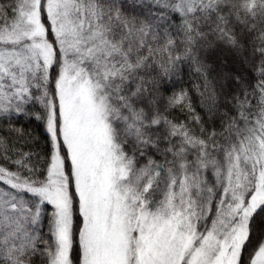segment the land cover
I'll return each instance as SVG.
<instances>
[{
    "label": "snow or ice",
    "instance_id": "snow-or-ice-1",
    "mask_svg": "<svg viewBox=\"0 0 264 264\" xmlns=\"http://www.w3.org/2000/svg\"><path fill=\"white\" fill-rule=\"evenodd\" d=\"M0 264H264V0H0Z\"/></svg>",
    "mask_w": 264,
    "mask_h": 264
},
{
    "label": "trees",
    "instance_id": "trees-1",
    "mask_svg": "<svg viewBox=\"0 0 264 264\" xmlns=\"http://www.w3.org/2000/svg\"><path fill=\"white\" fill-rule=\"evenodd\" d=\"M29 127H31L34 134V140L30 142L29 146L35 151L42 152L45 149V137L42 127H37L35 124Z\"/></svg>",
    "mask_w": 264,
    "mask_h": 264
}]
</instances>
